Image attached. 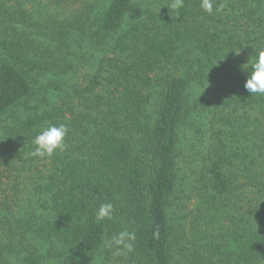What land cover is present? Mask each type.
<instances>
[{
	"label": "trees",
	"instance_id": "16d2710c",
	"mask_svg": "<svg viewBox=\"0 0 264 264\" xmlns=\"http://www.w3.org/2000/svg\"><path fill=\"white\" fill-rule=\"evenodd\" d=\"M88 1L53 0L69 4L68 13L35 16L24 0H0V119L33 95L31 73L61 71L41 41L63 53L88 21L94 55H115L98 57L89 85L70 90L76 104L63 96L5 128L7 145L32 149L49 124L69 131L65 151L42 158L26 199L4 195L0 169V264H93L98 253L101 264H264V95L244 89L243 70L264 47V0H214L212 14L200 0H184L180 9L159 0L129 24L135 0H98L91 12ZM191 80L214 86L193 106ZM152 86L158 96L148 114ZM197 105L211 113L207 163L189 228L177 227L167 210L179 129ZM102 203L114 212L96 222ZM123 230L136 233L134 252L117 255L104 243Z\"/></svg>",
	"mask_w": 264,
	"mask_h": 264
},
{
	"label": "rangeland",
	"instance_id": "374dc122",
	"mask_svg": "<svg viewBox=\"0 0 264 264\" xmlns=\"http://www.w3.org/2000/svg\"><path fill=\"white\" fill-rule=\"evenodd\" d=\"M96 1L98 0L88 1L89 9L87 11H93L92 5L94 6ZM158 4L159 0H135L126 24L145 17L147 8L155 11ZM23 7L31 15L40 16L44 12L55 15L57 10H59V13L65 10L67 14L70 5L65 6L62 3H54L53 0H24ZM87 25L88 21L85 22L83 31H75L71 34L70 45L63 53L56 52L54 45L49 40L45 39L41 41L43 36H40L38 33L34 35L38 39L37 43L41 41L40 46L42 48L55 54L54 59L62 68L61 71L59 68H40L31 73L30 81L34 88L33 95L26 102L12 109L0 119V169L4 175L2 187L3 190L5 189L4 195H8L9 198L26 199L32 188L30 187V183L33 174L45 162L42 158L31 155L32 148L29 144L21 142L20 145H17L15 142H12L7 145L9 138L5 132V128L14 126L17 123V118H22L25 113H28L33 108L41 111L45 108L60 105L63 96L65 100L71 101V104H76L78 97L70 90L84 89L89 85L90 73H93L100 56L104 54L110 58L115 56L107 50H102L100 54L94 55L95 48L90 42V30ZM49 57L46 55V52H43V61L49 60ZM189 85L192 94L189 99L192 106L196 105L198 99L209 95L214 88L207 81L199 85L194 80H191ZM149 90L147 113L151 114L157 102L158 89L152 86ZM214 91L220 93L217 89ZM84 105H80L79 107L84 108ZM71 113L72 110H66L65 117L71 118ZM210 117L211 113L202 111L200 105H197L191 110L189 116L182 121L179 129L175 157L176 189L170 199L171 203L167 210L169 219H172L174 225L177 227H179L180 223H183L186 228H189L187 221L190 220L192 216L191 212L198 202V177L207 163L205 157L211 132ZM7 165H10V167ZM1 197L2 194L0 195ZM45 248L47 246H39L40 252L44 251ZM101 256L102 254L98 253V258L93 261V264H101ZM3 264L26 263L20 259H13Z\"/></svg>",
	"mask_w": 264,
	"mask_h": 264
},
{
	"label": "clouds",
	"instance_id": "9594fccd",
	"mask_svg": "<svg viewBox=\"0 0 264 264\" xmlns=\"http://www.w3.org/2000/svg\"><path fill=\"white\" fill-rule=\"evenodd\" d=\"M213 5L214 0H200L201 9L208 14H212ZM170 7L172 9L184 7V0H172ZM223 7L224 5L221 4L216 10L221 11ZM254 50L255 55L250 57L248 62L244 64L245 67H243V70L247 73L244 89L251 95H264V47ZM68 131L69 128L64 123L59 125L49 124L41 128L32 140L34 147L31 151V155L38 158H48L57 151H65V138ZM113 212L114 207L111 203L100 204L95 213L96 222H101L104 219H111ZM153 236L154 238L159 237L158 229L153 233ZM135 241V232L123 230L110 239H106L104 246L107 249L114 250L117 255L126 254L134 252Z\"/></svg>",
	"mask_w": 264,
	"mask_h": 264
}]
</instances>
